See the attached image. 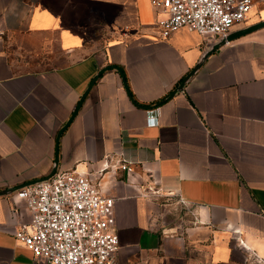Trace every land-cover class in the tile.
<instances>
[{
    "label": "crops",
    "instance_id": "obj_1",
    "mask_svg": "<svg viewBox=\"0 0 264 264\" xmlns=\"http://www.w3.org/2000/svg\"><path fill=\"white\" fill-rule=\"evenodd\" d=\"M164 17L151 0H0V192L58 163L115 198V264H264V0L215 50L162 38ZM14 194L0 264H44L15 238L30 213Z\"/></svg>",
    "mask_w": 264,
    "mask_h": 264
},
{
    "label": "built area",
    "instance_id": "obj_2",
    "mask_svg": "<svg viewBox=\"0 0 264 264\" xmlns=\"http://www.w3.org/2000/svg\"><path fill=\"white\" fill-rule=\"evenodd\" d=\"M164 14L158 22L162 38L187 28L209 45L226 38L246 20L253 0H151ZM122 161L121 169H130ZM24 202L30 220L18 223L15 238L44 264H115L119 237L114 230L115 198L105 195L90 177L75 171L56 172L50 179L13 195Z\"/></svg>",
    "mask_w": 264,
    "mask_h": 264
},
{
    "label": "water",
    "instance_id": "obj_3",
    "mask_svg": "<svg viewBox=\"0 0 264 264\" xmlns=\"http://www.w3.org/2000/svg\"><path fill=\"white\" fill-rule=\"evenodd\" d=\"M231 34L230 35H228L226 38H223V39H221L219 42H217V43H213L211 46H210V48H211V50H215V49H218L220 46H222V45H224V44H226L227 42H229L230 40H231ZM195 71H196V69L187 77V79L186 80H188L194 73H195ZM185 80V81H186ZM95 82V81H94ZM184 85V83L180 86V88L182 87ZM82 101H83V99L81 100V102H80V104L78 105V107H77V109H76V111L74 112V114H73V116H72V118L70 119V121L67 123V125L64 127V129L70 124V122L73 120V118L76 116V114L78 113V111L80 110V107H81V104H82ZM63 129V130H64ZM61 133H62V131H61ZM60 133V134H61ZM57 169H58V163H56V165H55V167H54V169H53V171L51 172V174L48 176V177H46V178H44V179H40V180H38V181H36V182H33V183H30V184H28V185H26V186H24V187H27V186H30V185H33V184H35V183H37V182H40V181H45V180H48V179H50L56 172H57ZM24 187H18V188H16V190H14V189H7L6 191H2V192H0V195H8V194H12V193H15V192H17L18 190H20V189H22V188H24Z\"/></svg>",
    "mask_w": 264,
    "mask_h": 264
},
{
    "label": "rangeland",
    "instance_id": "obj_4",
    "mask_svg": "<svg viewBox=\"0 0 264 264\" xmlns=\"http://www.w3.org/2000/svg\"><path fill=\"white\" fill-rule=\"evenodd\" d=\"M171 217V216H170Z\"/></svg>",
    "mask_w": 264,
    "mask_h": 264
}]
</instances>
